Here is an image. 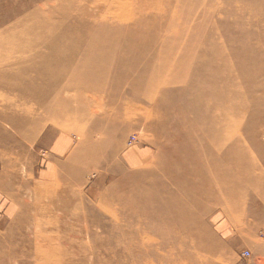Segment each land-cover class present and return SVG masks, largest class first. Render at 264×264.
I'll list each match as a JSON object with an SVG mask.
<instances>
[{
    "label": "rangeland",
    "instance_id": "374dc122",
    "mask_svg": "<svg viewBox=\"0 0 264 264\" xmlns=\"http://www.w3.org/2000/svg\"><path fill=\"white\" fill-rule=\"evenodd\" d=\"M74 1L75 5L69 0H0V19L8 16L12 18L21 8L23 10L31 6L34 9L37 7L35 5L49 4L45 9L52 17L46 43L52 45L56 42V49L60 53H65L67 49V55H77L76 58L71 56V60L66 57L61 60L60 65L66 67L63 74L51 71L48 66L42 70L40 65H36L40 64L37 61L39 59H33L38 68L32 74L39 75L38 83L43 89L39 97L28 106L20 105L19 102L15 106L13 102L17 89L12 90L8 83L15 80L14 70L0 72V172L7 159L2 151L9 146L14 150L12 158H15L17 169L13 179L7 177L6 184L0 187V239L19 231L34 234L33 206L38 198L39 204H48L47 207L50 206V210L54 209L55 212H61L60 205L68 200L78 201L79 204H84L89 216L104 221L102 228L109 229L110 237L118 235L127 240L125 233L120 230L116 232L112 227L115 221L119 225H130L126 218L129 210L125 209L127 213L120 211L123 205L131 208V221L137 214L147 217L142 218V227L136 232V236L139 232L147 231L153 242L151 249L166 251V241L173 239L172 246L176 251L171 255L172 259H186L190 264L191 258L198 253H195L194 246L190 247L188 240L195 237L199 246L206 245V257L209 260H218L217 256L211 255L214 250L218 254L222 253L218 264H251L252 255H257L259 249L264 247V213H256L257 210L253 212L254 205L264 206V148L254 153L259 169H242L237 165L235 160L239 156L237 157L236 150L230 154L219 153L220 163L210 164L212 160L215 162L216 157L213 155V158H208L210 156L205 152L208 143L204 135L198 133L196 137L187 139L181 133L176 135L181 125H174V122L165 124L160 118H154L161 111L157 98L166 90H162L152 102H145L140 96L151 72V62L160 49L166 47V43L175 39L173 33L166 40L163 39L164 36H160L165 35L168 25H179V28L186 27L190 31L193 29L192 35L188 34L189 39H206L204 46L208 50L212 49V52L219 51L224 56L225 52L236 55V50L240 51L242 45L251 41L250 34L258 33L264 27V0H221L220 3L218 0H180V4L177 0H170L172 10L178 7L174 17L177 19H171V13L167 14L163 24L160 18L139 13L136 9L133 12L139 21L128 18L132 0H89L98 1V4L90 3L92 7L85 6L89 14L95 17L94 21L97 18V22L89 20L91 25L88 27L85 26L89 23L79 22L82 11L79 5L82 1ZM147 1L150 5L164 2ZM112 2L124 3L116 6ZM12 3L13 7L10 6ZM55 4L59 5L53 6ZM127 19L129 21L124 27L117 25V21ZM109 23L113 25V30L104 28ZM0 28L3 29L4 26ZM70 33L73 36L69 37ZM111 33L119 35L117 40H104L105 35ZM122 35L125 37H121ZM217 40H223L225 47L222 43H216ZM181 44L192 49L190 41H181ZM260 44L264 46V42ZM44 49L49 52L48 47ZM197 50L199 48L194 47L191 51ZM168 52L169 50H164L161 55L167 57L170 55ZM213 54L208 53L207 59L214 63L218 61L224 65L229 61L226 56L216 59ZM211 56L214 57L210 58ZM49 57L50 52L45 60L48 61ZM237 57L233 58L239 61ZM81 66L88 67L94 78L89 79L86 74L80 73ZM242 75L246 73L243 72ZM192 77L193 74L188 76L189 79ZM139 80L143 84L136 91L131 87ZM66 83L70 88L61 90V86ZM83 86L96 88L83 91L101 102H107L114 94L122 95L129 103L139 106L138 113L142 112L144 117H150L145 121L132 114L128 125L123 117L116 120L106 118L104 112L108 109L118 111L121 115L123 111L105 104L91 105L86 114L83 106L74 100ZM90 103L93 104L94 101L90 100ZM184 116L186 114L178 109L164 114L165 118L171 119ZM161 129H165V132H161ZM24 134L30 135L28 140H24L27 138ZM134 136L136 140L129 143ZM65 137L70 139L72 148H75L73 161L76 165H81L82 169H71L68 173L53 170L54 175L49 177L50 174L44 170L54 165L50 156L52 151L55 152L52 147L58 139L61 141ZM259 140L263 143L264 137ZM242 145L244 151L250 152L256 148L247 138L243 139ZM87 147L92 148V151H86ZM132 152L137 158H134L135 154ZM70 156L69 152L59 158L69 160L72 158ZM226 162L230 163L228 169H218ZM177 163H183V169H174ZM218 171L221 172L220 180L211 183L210 177ZM171 173L173 177L169 179ZM39 183L43 185L37 192L36 185ZM205 187L213 193L211 202L203 190ZM193 193H197L195 198L192 197ZM230 197L233 199L230 200ZM214 200H221L222 206H214ZM225 204L234 212L233 215L237 213L238 220L229 218L223 211ZM71 209L72 204H68L65 211L70 213ZM183 218L187 219L186 230L182 227ZM223 220L226 224L221 225ZM160 241L161 246L158 244ZM131 249L133 248H128ZM245 250L250 251L251 256L244 257L242 252ZM259 264H264L262 255L259 257Z\"/></svg>",
    "mask_w": 264,
    "mask_h": 264
},
{
    "label": "bare ground",
    "instance_id": "6f19581e",
    "mask_svg": "<svg viewBox=\"0 0 264 264\" xmlns=\"http://www.w3.org/2000/svg\"><path fill=\"white\" fill-rule=\"evenodd\" d=\"M69 1L73 5L76 3L74 0ZM81 1L82 3L79 6L82 11H80L81 17L79 22L84 24L89 23V20L97 22V18L94 21L95 17L89 14L85 6L92 7V4L97 5L98 1ZM180 2V0H177V3L180 4ZM217 2L220 3L221 0ZM121 3L123 4L124 2H114L113 4L119 6ZM150 4L147 0H132L130 7L132 10L128 13V18L135 19L133 21H139L134 16L133 9H136L139 13L151 15L156 19L160 18L161 23L167 14L171 13V19L176 16L178 7L172 10L170 0ZM47 5L49 6V4L35 5L38 8L34 7V9L31 6L29 8H23V10L21 8L17 14L15 13V16L13 14L12 18L8 16L0 19V27L2 25L4 26L3 29L0 28V72L14 70V73H16L14 76L16 81L13 80L11 83H8V86L12 90L17 89L13 101L15 106L18 102L20 105H31L36 100V97H39V93H42L41 90L43 87L39 85L40 79H37L39 75L32 74L34 69L38 68L36 65H40L42 70L48 66L51 71H59L63 74L66 71V67L60 65L61 60L65 57L70 58V60L71 56L74 58L77 57V55H67L69 53L67 49L64 51L65 53H60L56 49L58 45L56 42L52 43V45L46 43L50 30L48 25L52 17L45 9ZM58 5L55 4L53 6ZM10 6L13 7L14 4L12 3ZM109 8L111 7L109 6ZM128 21L129 19L117 21L119 22L117 25L124 27ZM90 25L91 23L85 27ZM104 28L113 30V25L109 23ZM166 31L165 35H160L164 36V40L170 39V33H173L172 36L175 39L169 41L170 44L166 43L167 45L165 44L166 47L164 49L161 47L162 49H160L159 54L151 62V72L145 82L146 87L142 89L141 99L145 102H152L157 95H160L162 90H166L164 92L162 91L163 93L157 98L161 111L156 113L154 118H160L165 124L174 122V125H181L176 135H180L181 133L187 139L196 137L198 133L204 135L208 143L205 151L210 156L208 158H213V155L216 157L215 162L212 160L210 164L220 163L219 153L225 152L230 154L236 150L235 153H237V157L239 156L235 160L237 165L241 166L242 169H259L254 153L256 150H263L264 148V141L261 143L259 140L261 137H264V46L260 44L264 42V27L258 33L252 32L250 34L251 41L242 45L240 51L236 50V55L235 53L228 54L225 52V56L229 61L224 63V65L219 64L218 61L214 63L213 60L207 59L208 53H214L213 55L216 59L224 56V54L219 51H215L216 53L212 52V49L208 50V47L204 46L206 39H189V35H192L193 29L190 31L186 27L179 28V25L178 27L168 25ZM148 35L150 37L153 36V34ZM70 36H73V33H70ZM118 36L113 33L110 35L107 34L104 40L112 42L117 40ZM121 37H125V35ZM86 38L90 39L89 36H86ZM181 41H190L192 43L190 44L192 49L197 47L199 50L193 52L191 48L189 49L185 44H181ZM221 41L217 40L215 42L223 44L224 41ZM45 47H48L50 52L48 61L45 59L49 56V52L44 49ZM164 50H169L168 53L170 55L163 57L161 53ZM250 50L252 54H250ZM234 56H238L239 61L234 59ZM33 59H39L37 61H40V64L34 65ZM89 70L88 67H84L80 69V73L86 74L89 79H93L94 77ZM197 70H199L198 74L196 73ZM243 72L246 75H242ZM192 74L194 77L189 79L188 76ZM195 74L197 75L195 76ZM196 82L198 84H195ZM41 83H43V80H41ZM142 84L143 81L139 80L131 88L139 91ZM65 88H70L68 83L61 86V90ZM80 88L82 89L75 95L74 100L78 101L85 111H90L91 105H113L117 109H120V111H123L122 115L118 111L114 110L112 112L108 109V111L104 112L106 118L116 120L123 117L126 120L125 122H128V125L130 124L129 120L132 118V114L144 120L150 117H144V113L142 112L138 113L139 106L129 103L122 95L114 94L110 100H106L107 102H101L96 97H90V95L84 93L87 89L96 88L92 86H83ZM90 100H93L94 103H90ZM11 109L14 111L13 107ZM174 109H178L179 112L186 114V116L180 119L164 117L165 113L172 112ZM85 113L87 114L88 112L86 111ZM161 132L164 133L165 129H161ZM24 137H27L24 140H28L30 135ZM244 138L249 139L256 148L251 149L250 152L244 151L242 147ZM91 149L87 147L85 150L91 152ZM82 150H84L83 146ZM13 151L11 146L5 147L4 151H2L3 155L7 156V159L0 172V187L6 184L7 177H12L13 179L17 174L15 158H12ZM183 166V163H177L174 169H183ZM196 166H198L197 163ZM229 166L230 163L226 162L219 166L220 168L218 169H228ZM209 168L211 169V167ZM220 176L221 172L218 171L214 176L210 177L209 181L211 183L219 181ZM172 177L173 174L171 173L169 179ZM56 178L58 179V177ZM54 183L56 184V182ZM42 185L41 183L36 185L37 192ZM197 189L201 191V189ZM203 190L210 197L208 201L211 202L213 193L206 187ZM196 194L193 193L192 197L195 198ZM230 198V200L233 199L232 197ZM37 200L38 198L34 201L33 206L34 234L31 235L30 233L26 234L19 231L10 237L0 239V264H189L186 259L178 261L171 258V255L176 251L172 246L173 239L169 238L166 241V245H168L165 249L166 251H159V248H155V250L151 249L153 242L147 234V231L139 232L136 236V232L142 227V218L145 216L137 214L131 221L130 207L121 205L120 209L123 213L126 212V208V210H129L128 217L126 218L130 221V225L127 223L119 225L115 223L116 221L112 223L114 231L117 232L120 230L121 233L127 235L128 239L125 240L123 236L114 235L110 237L109 229L102 228V222L104 221L89 216L86 213L87 210L85 209L86 207L84 208V204L80 203V205L78 201L71 202L68 200L60 205L61 212H55L53 211L54 209L50 210V206L49 208L47 207L48 204L47 206L44 205L45 203L39 204ZM68 204H72L71 214L65 211ZM212 204L216 207H221L223 202L221 200H214ZM26 206L28 207L29 205L26 204ZM26 206L24 208H27ZM223 211L226 212L229 218L233 217L234 220H238L237 213L233 215L234 212L231 211V208L227 204L223 205ZM112 214L116 213L112 212ZM181 220L182 227L186 230L188 228L186 227L187 219L183 218ZM223 221L221 225L226 224ZM129 228L130 230H128ZM196 239L194 237L191 241L188 240L190 247L194 246V249H196L195 253H198L197 256L191 258L190 264H218V261L221 259H219V256L222 253L218 254L217 251L212 250L211 255L214 257L217 256L218 260H209V257H206L208 251L206 245L202 244L199 246V242ZM161 243L162 241L158 242L159 245ZM129 247L133 249L128 250Z\"/></svg>",
    "mask_w": 264,
    "mask_h": 264
},
{
    "label": "crops",
    "instance_id": "0c3cea01",
    "mask_svg": "<svg viewBox=\"0 0 264 264\" xmlns=\"http://www.w3.org/2000/svg\"><path fill=\"white\" fill-rule=\"evenodd\" d=\"M65 141V142H63ZM56 145V146H55ZM55 145L52 147L53 150H55V152H51L50 156L52 157L51 162L53 161L54 165L48 166L46 168V170H44L45 173L50 174L49 177H51L53 174V172H57V171H64L65 173L71 172V169H82L81 165L78 166L76 165V163L73 161L74 156L76 155V153L74 152V147L72 148V144L70 139H68L67 137H65L64 139H61V141L58 139V141L55 143ZM64 150V151H63ZM70 152V158L69 160H62L61 158H59L60 156H66L68 153ZM133 154H135L134 152H132ZM73 155V156H72ZM68 158V156H67ZM134 158L136 157V154L134 155ZM133 160V159H132ZM71 165V166H68ZM76 165V166H75ZM54 170V171H53ZM50 172V173H49ZM48 177V178H49ZM255 207L253 208V212H255V210H257L256 213H264V206H260L259 204L254 205ZM262 208V209H261ZM252 211V208H251ZM252 213V212H251ZM249 214V211H248ZM255 215V213H253ZM258 225V223H257ZM253 228V227H251ZM253 230H251L252 232ZM262 249V250H260ZM259 252L257 253V255H252L253 258H251V264H259V257L262 255L264 257V247L260 248Z\"/></svg>",
    "mask_w": 264,
    "mask_h": 264
},
{
    "label": "built area",
    "instance_id": "2783aa9c",
    "mask_svg": "<svg viewBox=\"0 0 264 264\" xmlns=\"http://www.w3.org/2000/svg\"><path fill=\"white\" fill-rule=\"evenodd\" d=\"M135 140H136V136H134V138H131L130 141H129V143H132V142L135 141ZM242 255H243L244 257H249V256H251V253H250V251L245 250V251L242 252Z\"/></svg>",
    "mask_w": 264,
    "mask_h": 264
}]
</instances>
